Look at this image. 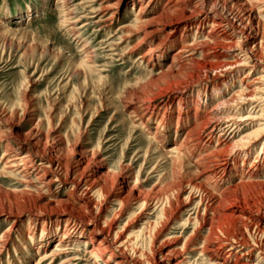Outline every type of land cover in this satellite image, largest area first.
<instances>
[{"label":"rangeland","instance_id":"obj_1","mask_svg":"<svg viewBox=\"0 0 264 264\" xmlns=\"http://www.w3.org/2000/svg\"><path fill=\"white\" fill-rule=\"evenodd\" d=\"M117 1L69 0L74 13L65 23L60 0H0V264H175L186 256L185 264H206L205 255L191 251L197 246H183L190 237L198 245L209 237L204 218L217 224L220 215L231 230L222 214L239 215L241 207L264 214V132L246 148L232 146L222 174L208 176L197 165L220 134L205 143L200 120L209 114H240L235 140L264 128V63L213 71L195 61H203L200 51L189 62L183 56L211 43L217 23L241 16L243 8L231 14L230 0H211L216 13L204 24L190 8L164 12L177 0H143L140 7L123 0L114 18L98 11ZM262 8L263 0L253 12L263 52ZM143 23L156 31L151 44L139 42ZM198 67L200 75L188 73ZM255 77L262 98L233 102ZM190 127L194 135L201 131L200 146L183 143ZM209 159L202 161L215 157ZM83 175L96 180L80 183ZM52 177L59 181L46 185ZM195 184L215 195L224 187L234 192L203 213L208 200ZM86 216L98 218L100 229L113 225L117 246L102 258L76 239L95 230ZM45 253L60 254L39 262Z\"/></svg>","mask_w":264,"mask_h":264},{"label":"bare ground","instance_id":"obj_2","mask_svg":"<svg viewBox=\"0 0 264 264\" xmlns=\"http://www.w3.org/2000/svg\"><path fill=\"white\" fill-rule=\"evenodd\" d=\"M142 1L143 0H132L131 4H132V6L137 5V6L140 7L142 5L141 4ZM169 1L170 0H168L167 2H169ZM60 2L61 3H65V5L63 4L64 5V10H65V12L63 13L64 16H65V19H64L63 22H65V21L67 22V20H69V18L71 19L70 15L73 14L74 11H73V9H71L69 7V5H70L69 4V0H60ZM122 2H123V0H118L117 1V5H119V6H116V4H115L114 8L101 7L100 9H98V11L99 12H107V13L110 12L112 17L114 18V15L117 13V11H112V10L116 9V8L119 9L121 4H122ZM249 2L251 4H247L246 2H242L241 3V0H230V2H229V6H230L229 11H230V13L231 14L236 13L235 12V7L236 8L240 7V8H243V13L241 14V16L235 15L234 19H232L230 16H228L230 18V19H228L229 24H228V22L225 23L224 21H222V23L218 22L217 24L219 26V30H216L217 32L215 31V33L213 32L211 35H209L210 39L212 40L211 43H205V42L201 43L200 42V43L197 44V45L200 46V48H196V47L191 48L190 47L191 49L187 50V54L183 55V56L186 57L185 59H188V62H189V60L190 61L193 60V59L195 60L196 53H194V52L195 51H197V52L200 51L201 52V57L203 58V61H200V60L199 61L195 60V61L197 63H199L200 65H209L210 69H212L213 71H217L218 69L222 70V69L229 68L231 66H236V65H238V66L239 65L246 66V67L250 68V70H251L253 68H256L258 65L263 64L264 63V51L262 52L261 51L262 49L259 48L262 45L263 38H262V36L258 35V32L255 33V30L257 29L256 27H257L258 23H256V24L254 23L256 21V17L257 16H254V12H253L255 10V8L258 6V4L262 3V0H249ZM145 3H146V0H145ZM214 3L211 2V0H177L174 3L173 2L172 3L169 2L168 4H166L165 5L166 6L165 9L163 8V10H164V12L166 11V12L169 13V11L171 12L172 10H174V11L175 10H179V12H180V10L183 11L184 8H190V9H192L191 13L192 14L194 13L197 16H199L200 22L204 24L206 22V19L208 17H210L211 15H213L212 13H216L215 11H213V7H212L214 5ZM220 4H221V2H220ZM248 5L249 6L251 5V6L249 7ZM262 9H264V8H262ZM29 11H30V9H29ZM29 11L27 12V14H29ZM96 12L97 11L89 12V13H96ZM259 12H262V10H259L258 13ZM165 14H162V15H165ZM101 16H99V17H101ZM81 18H83V16ZM90 18H92V17H90ZM139 20H141V19H139ZM76 21L77 20L72 21V23H70V24L74 25V24H76ZM146 21H148V20H146ZM17 22H20V21H15V23H17ZM103 22H105V20ZM223 22L225 24H223ZM212 23H213V21H212ZM92 24H94V22H90V25H92ZM140 28H142L144 30V33H143V36H142V38L140 39L139 42H145V43L147 42V43L151 44V38H152L153 34L156 31L155 30L154 31L151 30V27L148 24L146 26V23H143V27H140ZM6 29H8L9 31H15V32H16V30L19 31V29H11L9 27L8 28L6 27ZM209 33H210V31H209ZM209 36H208V38H209ZM205 41H206V39H205ZM206 42H208V41H206ZM188 45H189V43H188ZM178 51H176V52H178ZM176 52H174L175 55H178L179 53L176 54ZM145 55H146V53H145ZM145 55H143V57ZM230 55H233V59L229 61L228 58H230ZM212 57L220 58L221 60L218 59V61H216V62H211L209 60ZM96 60H98V59H96ZM84 62H87V61L85 60ZM194 64H196V63H193V66H194ZM184 66H186V65H184ZM202 71L203 70L200 69V67H198V68H195L194 71L188 72V73L192 74V76H193V73H196L197 75H200V73ZM250 72L251 71H248L245 74L244 77H248L251 74ZM258 78L259 77H255L252 80L248 81L244 85V89L242 91H239L236 94H234L232 96L231 100L233 102L240 103V104L243 103V99L244 100L245 99H248V100H252V99L260 100V98H262V94H260L261 89H260V85L258 84V82H259ZM209 115L206 117V120H203V119L200 120V122L203 121V122H201V124L203 123V125H202V133H205L207 135L205 143L206 144H208V142L210 143V141L214 137V134H215L216 130H218L220 134L218 133L219 136L217 137V139L214 138L215 142L213 141L214 142V146L213 147H211L212 146L211 144L213 142L208 144L209 148H211V150L208 153H205L204 154L205 156H203L202 158H200L197 161V165L200 168V172L208 174V176L212 172H213V175H215V174H222L226 170V168L228 166V161H229L228 158H229V155H230V150L229 149L232 146H234L236 144H240V146L246 148V146H248L252 142L256 141V139L264 132V130H263L264 128L253 130L252 132H250L248 134H244L243 136H240L238 138V140L237 139L235 140L236 137L233 135L234 131L235 130L239 131V130L243 129V127L241 125L242 123H240V121L244 120V118L242 116H240V114H238V113H235V114H230V113L220 114V112H218L215 115L213 114L214 117L213 116L209 117ZM246 117H248V115ZM197 125H198V122H197ZM189 129L190 130H187L188 132H187L186 136L183 139V141H184L183 143H185V145H188V146L189 145L198 146L201 143V138H202L201 135H200V134H202L201 131L194 135V134H192L194 132L193 129H191V127ZM197 129L195 127V130H197ZM199 130H201V127H200ZM199 130H197V131H199ZM229 131H231V132H229ZM181 146H182V143H180L177 146V149H182V148H180ZM39 149H41V148H39ZM36 150H37V148H36ZM44 153H46L45 149H43V151L40 150V154L43 155ZM15 155H20V154L17 153ZM27 156L29 157V156H31V154H27ZM209 157L213 158V159L215 157V159L212 161L213 162L212 164L208 163L207 162L208 160L202 161V159H206V158L209 159ZM18 158H19L20 161H22V160H24L26 158V155L25 156L20 155ZM42 160L43 159H41V158L39 159V161H40L39 164H43L44 163L43 162L44 160L43 161ZM30 162H31V160H30ZM31 164L35 166L37 163L34 162V160H33L31 162ZM14 165H12V167ZM9 167H10V164H9ZM30 168H32V167H30ZM25 170H27V169H25ZM82 174H84V173L82 172ZM95 180H96L95 178L91 180L89 175L88 176L87 175H85V176L83 175V178L81 176L80 183H87V184L89 182L90 183H94ZM58 181H59V178L58 179L57 178H53V179H50L49 181H47L46 185H51V184H53L55 182H58ZM248 182H250L251 184L255 183L254 180H249ZM126 183L124 182L122 184L123 186L121 187V189L126 188V186H127ZM240 183H242V182H240ZM197 184H195L194 187H198L199 189H202V191L201 190L198 191V192L201 191L200 192L201 193V199L203 198V199L208 200V204H206L207 202L205 203L206 205L204 206L205 209L203 210V213L207 212V209L210 206L212 207L213 204L215 205L216 203H219L222 199L224 201H226L225 198L231 197L232 193L234 192V191L232 192V189L234 190V188H232L233 186L230 187L231 188V192H230V190L228 191V188L224 189L225 188L224 187L223 189H220L221 191H220L219 194L215 195L212 192H210L209 190L205 189V187L202 184H200V185L203 186V187L196 186ZM208 184H210V183H208ZM262 184L264 185V182H262ZM78 185H79L78 182L74 183L75 187H77ZM90 192H92V191H90ZM220 196H222V198H220ZM145 205L146 204H145V201H144L142 206L144 207ZM238 209L240 210V214L239 215L237 214L236 216L231 214V217H230V216H228L229 214H227V215L226 214H222V217L228 218V220L231 222V224H230L231 227H232L231 230L227 229L226 226L229 225V224H227L226 221H222V219H220V215L218 217L219 219H217L218 220L217 224H214V218L210 216L211 217V218L209 217L210 219L204 218V223H208V226H209L208 227V229H209L208 230L209 231V237L208 236L205 237L202 240V242L200 243V245H198L199 243H194L195 241L192 242L193 239H192V237H190L189 240L185 241V244L183 246H185V248H187V246H189V247L192 246V248H193L194 245L197 246V247H194L191 251L197 250L198 252L201 253V255H205L206 256L205 260L207 262L206 264H226V263H228V264H264V214L261 213L260 211H258V209L253 210V211L248 210V209H244L243 207L238 208ZM210 210H212V208ZM232 211H233V209H232ZM167 214H169V212ZM170 215H172V212H171ZM170 215H169V217H170ZM166 217L169 219L168 215H166ZM85 218L89 222L93 221L94 222L93 229L97 230V228H98V230L97 231L93 230V232H91L90 235H88V236H85L84 234L80 235V237H77L76 239H84L86 242H89L91 244L90 249L88 251V254L91 257L94 256V257H101L102 258L104 255L109 254L110 250L111 251L114 250V248L117 246L116 245L117 242H118L117 236L113 237V235H112L113 234L112 233L113 225H110L109 229H103V227L100 229L99 228V221L100 220H98V218H94L93 220L89 216H86ZM229 221H227V222H229ZM242 230H244V231H242ZM243 232H245L246 234H244ZM213 233L215 235H217V236L211 237L210 234H213ZM65 238H67V237L64 236L62 238V241ZM56 245L59 246L60 243H58ZM183 249H184V247H183ZM253 253H255V257L252 256ZM58 254H60V253H54V254L52 253V254H48V255L45 253L43 256L41 255L42 257L39 258V262H41L43 260H47L50 257L52 259H54V257H56ZM168 254H170V253H168ZM186 254L189 255V253H186ZM169 257H168V259H169ZM187 258L189 259V257H187V256L186 257H182V259L180 261L176 262L175 264H183L185 261L187 262ZM219 258H221L220 261H218ZM254 258H255V260H254ZM172 261H174V260H172ZM50 262H51V260H50ZM169 262L170 261L166 262V261L163 260V261H160L158 263L154 262V264H168ZM66 263L68 264V261L64 262V263L61 262V264H66Z\"/></svg>","mask_w":264,"mask_h":264}]
</instances>
